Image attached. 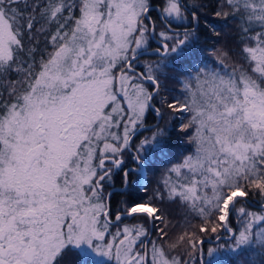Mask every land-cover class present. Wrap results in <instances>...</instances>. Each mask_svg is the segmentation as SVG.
I'll list each match as a JSON object with an SVG mask.
<instances>
[{"label":"snow or ice","instance_id":"obj_1","mask_svg":"<svg viewBox=\"0 0 264 264\" xmlns=\"http://www.w3.org/2000/svg\"><path fill=\"white\" fill-rule=\"evenodd\" d=\"M222 232L264 264V0H0V264H211Z\"/></svg>","mask_w":264,"mask_h":264},{"label":"trees","instance_id":"obj_2","mask_svg":"<svg viewBox=\"0 0 264 264\" xmlns=\"http://www.w3.org/2000/svg\"><path fill=\"white\" fill-rule=\"evenodd\" d=\"M176 23V22H174ZM213 44V41H207V47H211ZM204 55H208L207 52L204 53ZM154 56H143L142 59H154ZM148 123L154 124L155 121L153 119H151V116L148 119ZM150 135V132L144 130V136H148ZM170 136H171V153L172 155L175 157V159H173V162H177L180 158H182V154H187V151L191 150V146L188 145L186 143L185 140L180 139L176 136L175 132H171L170 130ZM143 138V137H141ZM156 155L158 156V160H157V167L154 173H150L148 175V179L151 180H156L159 179L161 176V173L164 171L165 166L167 165V159L164 156H160L159 152L157 151ZM159 160H163L164 163H159ZM151 186V185H150ZM117 187H119V185L117 184ZM122 199V197H120L118 194L113 196V210H115L118 207V202ZM258 199V197H257ZM178 219H180L178 217ZM232 226L236 228V226H239V224L236 222V220L233 218L232 220ZM221 234H226V233H221ZM210 239L213 238H205V251H204V259L207 261L209 259H211V264H247L248 260H254L256 261V264H262L261 261V256L258 252V250H254L251 251L250 253H245L244 255H238L232 252H225L222 253V257H219L217 260H214L212 258H209L207 256V248L208 247H212L215 246L218 243H230L229 241H227V238H222L220 241H217L218 243H214L209 241Z\"/></svg>","mask_w":264,"mask_h":264},{"label":"rangeland","instance_id":"obj_3","mask_svg":"<svg viewBox=\"0 0 264 264\" xmlns=\"http://www.w3.org/2000/svg\"><path fill=\"white\" fill-rule=\"evenodd\" d=\"M240 226V225H239ZM239 226H236V228H238ZM221 235H223L224 237L223 238H227V233L226 234H221ZM214 239V238H213ZM214 243H218L217 241L216 242H214ZM218 244H226V243H218ZM228 244V243H227ZM217 245V244H216ZM215 245V246H216ZM215 246H212V247H215ZM209 248V247H208ZM227 253V252H229V251H227L226 249L225 250H222V253ZM222 255L223 254H221V253H217L214 257H212V259H214V260H217L219 257H222Z\"/></svg>","mask_w":264,"mask_h":264},{"label":"water","instance_id":"obj_4","mask_svg":"<svg viewBox=\"0 0 264 264\" xmlns=\"http://www.w3.org/2000/svg\"><path fill=\"white\" fill-rule=\"evenodd\" d=\"M224 236L222 235V238H223ZM209 241H211V242H216V240L215 239H210Z\"/></svg>","mask_w":264,"mask_h":264}]
</instances>
